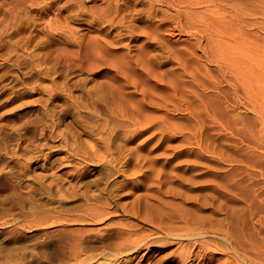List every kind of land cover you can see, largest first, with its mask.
Returning <instances> with one entry per match:
<instances>
[{
    "label": "rangeland",
    "instance_id": "obj_1",
    "mask_svg": "<svg viewBox=\"0 0 264 264\" xmlns=\"http://www.w3.org/2000/svg\"><path fill=\"white\" fill-rule=\"evenodd\" d=\"M0 264H264V0H0Z\"/></svg>",
    "mask_w": 264,
    "mask_h": 264
}]
</instances>
